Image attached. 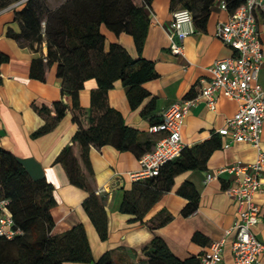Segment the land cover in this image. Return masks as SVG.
<instances>
[{"label": "crops", "instance_id": "1", "mask_svg": "<svg viewBox=\"0 0 264 264\" xmlns=\"http://www.w3.org/2000/svg\"><path fill=\"white\" fill-rule=\"evenodd\" d=\"M24 2L12 0L0 9V52L9 56L0 64V146L14 153L34 178L45 177L54 184L55 197L67 211L57 221L53 232H63L82 223L94 260L111 251L115 264L138 262L154 236L162 237L181 259L191 255L202 256L210 250L212 242L224 238L222 264H235L232 251L235 230L232 227L239 217L238 201L227 193V188L236 185L235 174L227 171L218 173V170L225 166L251 164L258 153L251 143L237 140L229 143L228 136L216 132L226 118L236 112L237 102L219 93L215 110L200 102L185 115L181 134L186 145L196 147L214 134L219 137L221 145L211 153L204 168L188 169L174 176L171 188L164 191L146 213L145 219H152L148 223L133 220L134 216L120 210L125 191L134 181L128 172L140 168L139 156L132 149L121 150L113 144L90 147L92 187L106 196L109 235L103 240L82 205L89 192L72 184L64 166L55 161L78 129L72 110L69 108L51 131L34 136L44 120L33 104L50 105L60 99L70 104L71 99L63 94L56 63L47 68L43 80L31 75L32 59L47 53L45 43L42 50H37V44L33 47L23 44L10 33L21 30V20L16 18L15 11ZM176 7L172 0H151V5L146 8L150 25L141 51L137 50L131 34H116L105 25L101 27L106 36V48L111 42H118L133 57L143 56L155 63L158 75L144 83L150 95L137 108H132L127 88L122 84H116L108 93L110 105L122 114L128 125L140 131L141 140L150 139L154 143L152 149L158 134L150 133L149 125L160 121L164 110L174 102L198 94L201 86L207 83L210 64L236 53L216 36L218 23L230 15L216 2L211 7L205 29H198L194 24L196 31L185 37L184 56L174 54L170 50L168 31ZM257 23L264 51L263 15L257 16ZM258 79L264 89V61ZM95 87L94 79L85 82L79 93L82 107L89 108L91 91ZM260 146L264 151V122ZM208 174L212 175L210 180L207 179ZM185 181L192 182L198 192L197 207L189 214L185 213L189 199L178 191ZM261 181L262 189L254 196L260 208V220L252 230L259 240H264V171ZM227 230L231 231L226 233ZM197 233L202 241L194 239ZM257 264H264V254L260 255Z\"/></svg>", "mask_w": 264, "mask_h": 264}, {"label": "trees", "instance_id": "2", "mask_svg": "<svg viewBox=\"0 0 264 264\" xmlns=\"http://www.w3.org/2000/svg\"><path fill=\"white\" fill-rule=\"evenodd\" d=\"M10 1L0 0V9ZM225 1L229 12L244 3V0ZM216 2L218 0H172V5L189 9L196 27L205 29ZM150 5L151 0H65L55 9H49L42 0H25L15 11L16 18L21 20V30L10 31L23 44L33 47L45 43L46 55L32 59L33 77L43 80L47 68L56 63L63 94L70 97L71 103L63 99L50 105L34 103L44 120L34 136L51 131L66 111L72 110L78 129L55 161L64 166L72 184L89 192L82 205L103 240L109 235L106 196L92 187L89 150L91 146L113 144L121 150L132 149L139 157L152 150L154 143L150 139L141 140L140 131L128 125L122 114L110 105L108 93L116 84H122L135 109L150 95L144 83L158 73L153 60L133 57L118 42H111L106 48V36L101 27L105 25L116 34H131L137 50L141 51L150 25L146 9ZM8 58L0 52V64ZM89 79L95 80L96 87L91 91L89 108H84L79 93ZM151 104L153 106L154 99ZM220 145L219 137L214 134L196 147L186 146L158 175L134 180L125 191L120 210L134 216L133 220L150 222L152 219H145L146 213L162 193L171 188L174 176L188 169L204 168L211 153ZM178 191L189 199L185 213H192L198 196L194 184L185 181ZM54 192L51 181L45 177L34 178L14 153L0 146V199L9 200L8 210L15 225L23 231L12 239L0 237V264H115L111 251L94 260L82 223L63 232H53L57 221L67 211ZM194 239L202 241L198 233ZM143 253L144 257L138 262L122 261V264H201L199 255L184 259L176 256L160 236H154Z\"/></svg>", "mask_w": 264, "mask_h": 264}, {"label": "built area", "instance_id": "3", "mask_svg": "<svg viewBox=\"0 0 264 264\" xmlns=\"http://www.w3.org/2000/svg\"><path fill=\"white\" fill-rule=\"evenodd\" d=\"M221 8L228 10L225 0H218ZM264 17V0H244L227 20L217 25L216 36L235 50L233 56L219 58L207 67L209 78L198 94L174 102L162 113L159 122L148 127L150 133L158 134L155 146L139 157L140 168L128 172L132 180L156 176L162 167L180 156L186 145L182 139L183 119L191 108L200 102L215 110L219 93L237 102L236 112L227 117L217 133L228 136L231 141H246L257 150L256 160L248 165L225 166L218 173L235 174V186L227 193L237 199L239 217L234 222L235 238L232 251L235 264H257L264 254V240H259L252 227L260 220V208L254 200L262 189L261 175L264 171V151L261 149V131L264 122V89L259 82L264 51L257 23V16ZM196 31L193 14L187 8L173 11L168 37L170 50L184 56V39ZM226 143V146L229 145ZM212 178L208 174L207 179ZM9 200L0 199V237L12 239L23 234L15 225L8 210ZM231 230H227L229 233ZM225 239L214 241L210 250L201 256V264H222Z\"/></svg>", "mask_w": 264, "mask_h": 264}, {"label": "rangeland", "instance_id": "4", "mask_svg": "<svg viewBox=\"0 0 264 264\" xmlns=\"http://www.w3.org/2000/svg\"><path fill=\"white\" fill-rule=\"evenodd\" d=\"M43 3L46 5V7H48L49 9H55L56 7H58L59 5H61L63 2H65V0H42ZM45 25V21L43 22V26ZM43 44H37V50H42L43 48Z\"/></svg>", "mask_w": 264, "mask_h": 264}]
</instances>
